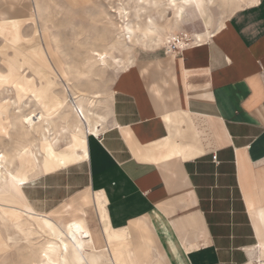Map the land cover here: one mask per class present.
Here are the masks:
<instances>
[{"label": "crops", "instance_id": "obj_1", "mask_svg": "<svg viewBox=\"0 0 264 264\" xmlns=\"http://www.w3.org/2000/svg\"><path fill=\"white\" fill-rule=\"evenodd\" d=\"M195 7L201 30H182L189 7L172 34L191 38L187 47L130 55L109 92L98 84L103 73L36 62L27 74L41 97L29 107L47 114L59 139L49 153L37 152L36 166L26 158L22 190L31 178L86 160L78 208L56 222L29 206L60 228L96 227L105 248H86L96 264H264V0ZM62 83L100 96L96 136L70 139V121L54 114L55 96L66 97Z\"/></svg>", "mask_w": 264, "mask_h": 264}, {"label": "rangeland", "instance_id": "obj_2", "mask_svg": "<svg viewBox=\"0 0 264 264\" xmlns=\"http://www.w3.org/2000/svg\"><path fill=\"white\" fill-rule=\"evenodd\" d=\"M37 1L42 6V13L39 14L41 18L40 16H38L35 7V0H0V28H7L8 30H10L6 35L4 33H1L0 31V64L2 63V52L5 55L6 59L15 60L20 67V72L24 77L25 84L27 85V87H31V89L36 93L35 99L37 101H39L41 97H38L37 90L32 85V80L30 78H27L28 75H31L33 67H35V65L33 64V62L35 61H32L33 59L31 58V54L29 53L31 48L35 46L36 48H38V60L36 58L35 60L40 63L39 60H41L42 56L46 57L50 68L52 67L53 71L55 72L60 71V69L69 71L67 68L70 67L72 69V72L75 69L77 70H75V73H80L81 69L82 74H79L81 76L87 75V77H92L97 72L103 73L99 78L98 84L100 87H103L104 91L109 92L111 82L115 75L113 71H117L118 67L116 68L115 63L109 60L108 67L102 70L99 69V67L96 66L94 62H92V60H88V51L92 50V47H94L98 51H103V49L104 51L106 50V52L108 51L112 57H115L122 62L121 66L119 67L124 68L126 66L125 64L123 65V63L127 62V59L130 55L132 61L133 57L137 53L142 54L144 51H147L149 49L158 47L163 48L162 46H167V42L170 41L169 40L164 43L165 41L162 40L159 42L163 43L162 45L147 48L139 46L141 44H137L135 46H132L129 51H125V49L123 50V48L118 46L116 47L117 49L115 48V50L113 49L111 52L112 48L108 47L111 46V42L113 41L111 39H114L115 33L117 31L116 28H109L107 26H111L108 25L110 23L114 24L115 27L118 26V23L116 21L117 18L114 19L113 17H110L108 15L112 8H118L119 5H122L129 13V19L131 21L135 20L136 23L141 22L140 24L138 23V25H140L139 27L141 29H144L143 24L146 18L153 17L154 19L158 20V11H160L161 9V7L159 6H161V4H165L166 0H154L157 4V7H154L155 5L150 4L151 0H147L145 2L146 4L143 6L137 4V0ZM134 3H136V5ZM147 4H149L151 7ZM196 6L198 8H202V5H199L200 7L198 5ZM141 8H144V10H142ZM195 9L196 7L195 5H193L192 8H189L185 12V14L189 13V17L184 21L182 30L186 31L187 33L201 30V20L196 19L194 14L192 13V11H195ZM134 12H136L137 14ZM211 12L212 21L214 23V21L218 19L219 11L213 6ZM169 15L171 16L172 13H169ZM184 17L186 16L184 15ZM45 24H47L49 27V37L51 38L52 36H55V39L49 40L47 34L42 32L41 27H43ZM106 28H108L109 30ZM106 30H108V32ZM111 30L113 31V36L111 34L112 32H110ZM180 37H183V40L185 41L188 40L187 38H185V36ZM106 39H108V41H106ZM51 40L54 42H52ZM137 43L141 42L138 41ZM188 43H190V41H187V44L184 45L183 48L187 47ZM107 47L109 50L106 49ZM119 48H121L122 51H120ZM162 50L164 53H169L166 47H164V49ZM86 59L88 61H86ZM50 68L47 69L51 71ZM0 69H4L3 65L0 66ZM90 70H92V72ZM35 71L37 72L38 70ZM109 79L110 81H108ZM88 82L90 81L87 80L86 85L90 87L91 84ZM42 87L43 85H41V88ZM0 94V101L11 99V101L15 102L14 107L17 108L15 109V111L18 110L19 106L21 110L23 99H25L26 101L29 97V94H20L18 95V97H21L22 95V98L21 101H19L16 88L6 89L5 87H2L0 88ZM55 98L57 97L55 96ZM30 110L31 108H28L27 111L21 112V114L26 115ZM39 116L40 114L33 117L38 118L37 120L32 122L33 126L40 125L42 117ZM4 125L7 126L6 123H4ZM10 132L11 135L9 133V136L5 137L2 134L4 139H0L2 142L4 141L3 143L0 141V151L7 155L8 163L14 161V159L11 158L13 150L21 145H23V148H25L24 160L28 158L29 164H34V166L38 164V158L35 159L32 153L35 154V150H37V152L41 153L43 156V154L45 155L48 152L46 146L39 142V138H33V136L35 135L24 136L19 131H17V129H11ZM69 137L72 140L73 137L70 134ZM23 138L28 139V141L24 143L22 141ZM35 143H37L36 147L34 146ZM85 162L86 160L68 166L64 169H59L52 173L36 176L33 179L31 178L23 188L24 193L27 197L26 199H28L29 201L28 206L30 205L31 208L37 213H44L49 215L51 219L56 222L57 219L68 216L72 212L71 210H75L77 206H80L79 196L84 192L83 190L86 183ZM13 170L15 169L13 168ZM15 205L6 204L3 202L1 203L0 201V216L3 214V212L7 213L10 216H12L13 214L14 216L12 220L11 218L7 220L6 225H3L0 220V230H2L3 237L4 239L6 238V243H8L7 252L3 255L0 254V264H28L29 261L30 264L31 261L37 257L39 246H41V243L44 242V240H46L47 238L46 235L41 233V231L39 230V224H37L39 223L38 220L33 219V221H30L26 219L25 213L30 212L32 215H34L31 212L30 206V209H27L25 207ZM17 214L20 215L18 216ZM17 218H19V220L16 221ZM32 231L34 232V235L31 234ZM35 232H39L40 235ZM30 235L34 236L35 238H31ZM28 241H30V243ZM35 252L36 254H34Z\"/></svg>", "mask_w": 264, "mask_h": 264}, {"label": "bare ground", "instance_id": "obj_3", "mask_svg": "<svg viewBox=\"0 0 264 264\" xmlns=\"http://www.w3.org/2000/svg\"><path fill=\"white\" fill-rule=\"evenodd\" d=\"M146 1L147 0H137V4H140L143 6L146 4L145 3ZM211 2H212V0H166L165 4H161V6H159V7H161V9H160V11H158V20L154 19L153 17L146 18V20L143 24L144 29H141L139 27L140 26V25H138L139 22L136 23L135 20L131 21L129 19V13L127 12V10L122 5H119L118 8H112V10L109 12L108 15L110 17H113L114 19L117 18L116 21L118 23V26L115 27V25L112 23L108 24V25H111L112 27L107 26L109 28L114 27V28H116V31H117L115 33L114 39L110 38L113 41L111 42L112 43L111 46H108V47L112 48L111 52L113 49L115 50V48L118 46L123 48V50L125 49V51H128L129 47L132 44L135 45L138 41H140L141 43H153L155 45H156V43H159L162 40L165 41L164 43H166L167 41L174 39L177 36H182V35H178V34L173 36L172 34H175L174 33L175 29L177 26H179V24H180L179 22L181 21V19L183 17V13H184L186 8H189L191 6L193 7V5H198V6L202 5V8H205ZM134 4L136 5V3H134ZM150 4L155 5L154 7H157V4L154 0H151ZM147 5H149V4H147ZM149 6H148V8H149ZM35 7L37 10L38 16H40L39 14L42 13V6L37 0H35ZM145 9H147V8H145ZM142 10H144V8ZM136 12H134V13H136ZM169 13H172V15L170 16ZM101 14H100V16H101ZM40 18H41V16H40ZM5 25H7V24H5ZM43 27H41L42 32L46 33L47 36L49 37L48 25L45 24ZM141 27H143V26H141ZM106 29H108V28H106ZM41 30H40V32H41ZM108 30H106V31L108 32ZM0 31H1V33H4L6 35L10 30H8L7 28H0ZM106 31H105V33H106ZM110 32H112L111 34L113 36V31L111 30ZM114 32H115V30H114ZM50 36H51V34H50ZM197 37L200 38V36H197ZM106 38H108V37H106ZM185 38H187V37L185 36ZM50 39H55V36H52L51 38L49 37V40ZM187 39H188L187 41H190V42L192 41L191 38H187ZM103 40H104V38H103ZM25 41H26V39H25ZM106 41H108V39H106ZM105 46H106V44H105ZM108 47L106 48L107 50H109ZM121 48H119L120 51H122ZM100 50H101V48H100ZM37 51H38V48H36V46L31 48V50L29 51V53L31 54L30 55L31 58L33 59L32 61H35V62H33V64L37 62L35 60V58L36 59L38 58L37 57V55H38ZM56 52H57V50H56ZM88 52H89V59L88 60H90V61L92 60V62H94V64L96 66H98L99 69H101V70L108 67L109 60L111 62L113 61L115 63L116 68L121 66L122 62L119 61L118 59H116L115 57H112L111 54L108 51L106 52V50L104 51V49H103V51H98L94 47H92V50H90ZM2 55H3L2 59H1L2 63L0 64V66L3 65L4 69L3 70L0 69V88H2V87H5L6 89L16 88L17 97L20 94H22V95L29 94L28 99L26 101H24V103H23L24 107H27V110H28V107L30 106L31 99H32L31 97L33 96L35 98L36 93L31 89V87H27V85L25 84L24 77H23L22 73L20 72V67L18 66V63L15 60L6 59L3 52H2ZM88 60L86 59V61H88ZM39 61H40V63L38 65L40 67L45 66L48 68L46 57L42 56L41 60H39ZM87 63H89V62H87ZM75 70L73 72L77 71V70L76 71ZM95 70H97V69H95ZM90 71L92 72V70H90ZM61 76L64 77L63 74H61ZM69 85H71V84H69ZM61 86L63 88L62 90L63 91L65 90L64 92L66 93V97L63 99L62 102H59V100L57 98L54 99V101H55L54 113L56 115H63L64 119H67V123H68V121H70L69 122L70 125L66 128V130L73 137L72 141L74 142L75 140H78V141L84 142V139L86 138V134H89L93 137L96 136L98 133V130L95 127L96 122H95V126H94L91 124V121L96 120V118L99 117V115H97L98 113L95 114V112L93 111V108L95 107V105L97 103V99L100 96L96 95V96H90L89 97V96H85V95H79V92H77L76 91L77 89L75 90L74 87L73 88L71 87V89H70L69 86H68L69 87L68 88L63 83L61 84ZM68 90H70V91H68ZM22 95H21V97H18L19 101H21ZM14 103L15 102L11 101V99L0 101V133L3 134L5 137H8L9 133L11 135V132H10L11 129L12 130L17 129V131H19L24 136L25 135H35V136H33V138H35V139L39 138L38 139L39 142L46 146V149L49 153L51 151L52 144L58 142L59 136H58V138L53 137L51 130L48 128L49 127V126H47V119L48 118L46 117L47 114H43L42 112L37 113L36 110H34V111L30 110L26 115L21 114L20 106L18 107L19 111L18 110L15 111V109H17V108L14 107ZM30 108L31 107H29V109ZM60 109H61V111L59 112L58 110H60ZM38 114H40L39 117H42L41 123L38 126H33L32 122L38 119V118H33V117L38 115ZM70 118H71V120H70ZM99 122H100V120H99ZM4 123H6L7 126H5ZM66 125H68V124H66ZM64 127H66V126H64ZM69 129H70V131H68ZM63 130H65V129H63ZM67 132L65 131L62 133L66 134ZM0 139H1V136H0ZM87 142H88V140H87ZM24 150H25V148H23V145L18 146V148H15L13 150V153L11 156V158L14 159V161H12L10 163L7 162V155L0 151V201H1V203L3 202L6 204H13V205L16 204L17 206L30 209L28 206V201H27V199L23 193V190H22V184H23L24 179H22V177H21V171H22L23 165L26 162V160H24ZM32 155L35 159H37V150H35V154L32 153ZM13 168L15 170H13ZM15 206H13V207H15ZM12 211H14V210H12ZM14 214H16V213H14ZM25 214H26L25 216H26L27 220L33 221V219H34V220L39 221V223H37V224H39L38 228L41 231V233H43L47 237L46 240H44V242L41 243V246H39V248H38L39 252H38L37 257L35 259H33L30 264H96V261H95L96 257H94L93 258L94 260L91 261L87 256L86 248L90 244H93L95 249H104L105 248L104 247L105 245L103 244V242L101 240L98 229L96 227L92 229L90 226L81 227L80 223L82 221H77V222H75V224L68 225L64 228H60L59 226H57L53 221L49 220L48 218L34 216L30 212H27ZM13 217H14L13 214H12V216H10L7 213L3 212V214L0 216L1 223L3 225H6L7 220L9 218H11V220H12ZM17 220H19V218H17L16 221ZM28 228H30V227H28ZM21 232H22V229H21ZM35 233L40 235L39 232H35ZM31 234L34 235V232L32 231ZM30 237L32 238L34 236L30 235ZM5 239L3 237L2 230H0V254L1 255L6 253L8 250V246H7L8 243H6ZM42 239H44V238H42ZM28 242L30 243V241H28ZM34 254H36V252ZM29 262H28V264H29ZM104 264H111L108 258L105 259Z\"/></svg>", "mask_w": 264, "mask_h": 264}, {"label": "built area", "instance_id": "obj_4", "mask_svg": "<svg viewBox=\"0 0 264 264\" xmlns=\"http://www.w3.org/2000/svg\"><path fill=\"white\" fill-rule=\"evenodd\" d=\"M187 44V41L183 40V37L177 36L174 39H171L169 42H167V51L169 53H173L175 51H179L183 48L184 45ZM212 159L215 161L216 157L212 156Z\"/></svg>", "mask_w": 264, "mask_h": 264}]
</instances>
